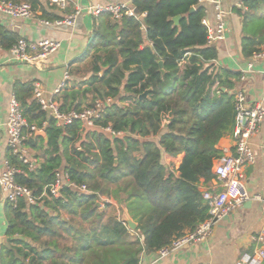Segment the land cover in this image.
Listing matches in <instances>:
<instances>
[{
	"label": "trees",
	"instance_id": "obj_1",
	"mask_svg": "<svg viewBox=\"0 0 264 264\" xmlns=\"http://www.w3.org/2000/svg\"><path fill=\"white\" fill-rule=\"evenodd\" d=\"M11 1L29 2L36 12L44 11L40 0ZM134 6V16L115 18L105 12L96 21L90 45L94 51L91 81L84 91L92 96L86 98V106L97 97L115 100L98 127H83L81 122L58 126L49 119L46 144L36 134L25 142L37 152L38 169L31 171L18 155L9 156L21 170L17 182L36 195L60 169L92 191L66 188V203L62 198H47L44 207H28L25 199L17 207L11 205L9 236L41 243L39 251L24 241L30 249L23 253L25 257L31 252L41 254L44 264H139L143 254L158 251L208 217L200 182L215 178V162L223 156L217 145L234 131L237 74L215 66L218 48L208 44V28L202 23L207 9L198 0H134ZM234 11L242 16L245 48L252 46L248 49L253 55L260 51L253 44L264 34V0H243ZM178 15L176 25L172 18ZM0 36L3 49L18 42L13 33ZM151 87L150 98L140 100L139 95ZM76 93L59 99L63 109L83 108L82 102L69 103ZM26 94L32 96V86L20 97L24 115L41 126L47 113ZM109 124L123 134L112 137L101 129ZM165 152L183 156L178 169L163 163ZM100 196L124 205L137 229L131 233L119 214L101 210ZM62 212L71 218L62 219ZM67 238L70 242L61 246ZM0 264L24 263L5 244L0 248Z\"/></svg>",
	"mask_w": 264,
	"mask_h": 264
},
{
	"label": "crops",
	"instance_id": "obj_2",
	"mask_svg": "<svg viewBox=\"0 0 264 264\" xmlns=\"http://www.w3.org/2000/svg\"><path fill=\"white\" fill-rule=\"evenodd\" d=\"M40 2L44 7V11L39 9V15L34 18H12L0 12V35L4 32H10L17 36L18 41L24 39L28 42H37L42 38H52L62 43L61 47L48 59L34 65L13 60L10 49H3L0 45V174L4 168L5 161L10 160L9 156L11 155L6 135V123L12 94H16L22 103L20 97L23 94V90L28 86L33 87L36 82H39L47 98L55 97L54 91L62 83L65 72L68 70L70 79L67 81V86L56 97L62 99L67 93L79 92L75 96L69 97V103L78 105V102H82L81 106L83 107L93 106L95 100L100 97H97L92 105L86 106V98L90 99L92 95L86 93L85 96L84 91L90 86L91 81V64L94 59V51H90V45L93 41L96 21L99 15H92L88 12V8L97 4L104 6L125 5L127 7L126 10L133 11L132 16L136 12L134 0H70L65 10L51 6L48 0H40ZM241 3H243V0H224L225 7L231 8L232 12L227 15L225 39L214 44L218 48L215 66L220 70H228L233 74H237L236 78H234V89L235 91L240 88L244 90L247 101L251 105L255 103L264 105V79L262 74L264 62L256 63L253 70L247 71L249 60L252 57L248 48L252 46L245 48L242 16L234 11L236 7H242L240 6ZM204 6L207 9V17L215 24L214 6L210 3ZM77 9H81V13L73 26H55L41 22L42 19L52 21L56 18L67 16L74 13ZM254 47L260 48V50L264 49V34L257 38L255 44H253ZM243 72L246 75L245 80L241 78ZM17 88L20 91L19 95L17 94ZM24 97L27 100H35L33 94L31 97L27 96V94ZM110 98L112 102H110L109 106H111L115 102L112 97L101 99L108 101ZM43 138L46 144L48 142L47 133L46 137ZM234 145L235 138L234 131H232L221 138L217 147L221 150L224 148L229 149L233 153ZM250 148L254 154V162L247 164L244 167V172L251 199L227 213L208 240L176 251L160 260H157V252L145 253L141 256L142 264H236L243 255L255 254L259 245L255 237L264 224V120L258 133L251 137ZM29 149L39 168L41 162L36 156V150L30 147ZM64 162L66 163L65 160ZM182 162V155L172 157L166 152L163 153V163L170 169H178ZM217 163L218 160L215 165ZM214 186L215 182L213 180L209 182L202 180L200 182L201 190L207 188L218 189V186ZM257 195H259V198H256ZM98 205L101 210H107V215L115 213L119 214V217H122L121 209L125 207L120 205L114 198H112L110 203H101L99 201ZM31 206L34 205L28 204V207ZM39 206L44 207L41 204ZM10 207L11 203L3 200L0 188V248L7 244L18 257L23 259L24 264H44L45 260L41 254L31 252L29 256L25 257L23 255V253L30 250L26 247L25 242H30V244L35 245L41 251L40 242L22 235H15L14 239L9 236V224L13 216ZM61 216L62 219L69 220L71 218L69 214L63 212ZM85 225L88 226L87 223ZM129 231L133 232L130 229ZM67 242H70L69 238L62 239L61 246H65Z\"/></svg>",
	"mask_w": 264,
	"mask_h": 264
},
{
	"label": "built area",
	"instance_id": "obj_3",
	"mask_svg": "<svg viewBox=\"0 0 264 264\" xmlns=\"http://www.w3.org/2000/svg\"><path fill=\"white\" fill-rule=\"evenodd\" d=\"M51 6H56L60 10H65L70 0H48ZM201 5L210 3L214 6L216 23L213 24L207 17H203L202 23L208 28V44H215L217 41L225 39L227 31V15L232 12L231 8H226L224 0H198ZM243 3L240 4L242 6ZM125 5H91L88 12L98 16L101 13H112L116 18H120L123 14L133 15V11L126 10ZM0 12L12 18H34L39 15L33 9L29 2H14L11 0H0ZM81 9H77L64 17L56 18L52 21L42 19L41 22L47 25L55 26H73L77 17L80 15ZM207 13V11H206ZM62 43L52 38H42L37 42H28L24 39L19 40L10 48L13 60L27 64H38L48 59L56 52ZM264 62V49L254 53L249 60L248 70L254 69L256 63ZM264 79V69L262 70ZM242 80L246 79L245 72L241 76ZM70 79V73L67 70L65 77L59 87L54 91L55 97L47 98L44 89L39 82L33 85V95L40 105L42 111L47 113V119L39 126L36 123H30L24 115L23 106L16 96L12 94L9 102V115L6 123V135L8 137V146L11 154L18 157L33 171L38 168L33 155L30 153L29 147L25 142L33 137L39 130H45L48 126L49 119H53L58 126H69L75 122H81L83 127H98L97 123L102 118L104 112L108 108L112 99L105 101L101 98L95 100L93 106L83 107L82 109L62 108L58 96L67 86ZM235 126H234V152L229 149H222V158L215 165V186L217 188H207L202 190L203 197L209 206L208 217L199 223L194 230L187 231L182 235L175 237L170 244L160 248L157 252V260L163 259L172 253L191 247L194 244L208 240L215 231L216 226L232 209L242 206L246 201L251 199V194L247 188L245 181L244 167L254 162V154L250 148V139L258 133L261 123L264 120V105L255 103L251 105L247 101L246 93L241 88L235 91ZM108 102V103H107ZM101 129L109 133L112 137L122 135V132L113 129L112 124L101 127ZM21 170L10 160H6L4 168L0 174L1 195L4 201L11 203L13 207H17L20 199H25L29 205H43L47 198H62L63 203L68 201L63 196V190L72 188L81 193L89 194L92 191L87 184H78L72 180L71 173L66 169H60L55 172L54 179L47 184L44 191L40 195H36L32 189L20 184L16 180V176ZM259 198V195L256 196ZM100 202L110 203L112 197L100 196ZM120 213V211L118 210ZM259 244L255 254H245L236 264H261L264 261V224L255 237ZM139 264H142L141 261ZM196 264V263H191ZM212 264V263H207Z\"/></svg>",
	"mask_w": 264,
	"mask_h": 264
},
{
	"label": "water",
	"instance_id": "obj_4",
	"mask_svg": "<svg viewBox=\"0 0 264 264\" xmlns=\"http://www.w3.org/2000/svg\"><path fill=\"white\" fill-rule=\"evenodd\" d=\"M192 10H195V8H192ZM173 21L175 22V24H179V21L181 19V15L175 16L172 18ZM159 65L161 68V71L164 73L165 70L163 68V61H159ZM223 90H225V88H222ZM153 90V88H149L147 90H145L143 93H141L139 95V99L143 100L145 98H150V92ZM168 126V121H165L164 127ZM36 135H40L43 137H46V132L45 130H39L37 131ZM124 222L127 224L128 229H130L131 231H135L137 229L138 223L133 219V217L131 216V214L129 213L128 209L126 207L123 208V212H122V217H121ZM147 248V247H146Z\"/></svg>",
	"mask_w": 264,
	"mask_h": 264
},
{
	"label": "rangeland",
	"instance_id": "obj_5",
	"mask_svg": "<svg viewBox=\"0 0 264 264\" xmlns=\"http://www.w3.org/2000/svg\"><path fill=\"white\" fill-rule=\"evenodd\" d=\"M129 104H130V102H129Z\"/></svg>",
	"mask_w": 264,
	"mask_h": 264
}]
</instances>
